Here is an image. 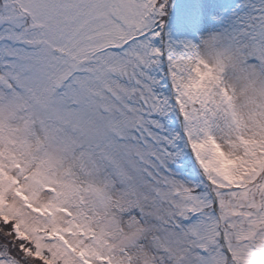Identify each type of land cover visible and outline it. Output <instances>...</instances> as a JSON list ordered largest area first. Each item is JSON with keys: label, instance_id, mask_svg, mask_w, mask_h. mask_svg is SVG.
Returning <instances> with one entry per match:
<instances>
[{"label": "snow or ice", "instance_id": "obj_1", "mask_svg": "<svg viewBox=\"0 0 264 264\" xmlns=\"http://www.w3.org/2000/svg\"><path fill=\"white\" fill-rule=\"evenodd\" d=\"M0 264H264V0H0Z\"/></svg>", "mask_w": 264, "mask_h": 264}]
</instances>
